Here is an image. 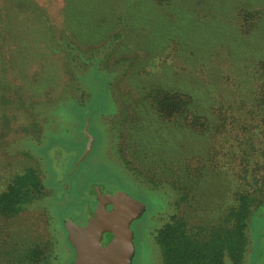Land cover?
<instances>
[{"label": "rangeland", "instance_id": "374dc122", "mask_svg": "<svg viewBox=\"0 0 264 264\" xmlns=\"http://www.w3.org/2000/svg\"><path fill=\"white\" fill-rule=\"evenodd\" d=\"M73 3L0 0V192L13 175L29 168L40 173L44 186V197L8 220L10 236L0 233V239L19 242L30 235L41 249L49 246L43 264H71L74 253L64 222L80 224L101 200L119 204L125 213L131 231L128 264H162L154 235L173 215L185 216L193 225L222 213L229 184L233 188L234 175L243 166L237 131L231 128L240 121L227 113L206 114L210 133L205 138L193 132L198 127L191 130V113L185 119H153L142 108L135 110V102L146 101L139 90L146 84L157 82L191 96V56L179 46L184 42L191 50L194 38L189 40L186 32L193 30L168 20L145 24L141 36L139 18L124 29L116 22L124 0ZM107 39L114 40L100 49L102 60L79 67L81 85L70 91L72 77L56 41L87 51ZM90 114L94 143L74 170ZM113 119L118 127L112 128ZM251 165L255 178L260 177L262 164ZM246 235L244 264H264V206L252 215Z\"/></svg>", "mask_w": 264, "mask_h": 264}, {"label": "trees", "instance_id": "16d2710c", "mask_svg": "<svg viewBox=\"0 0 264 264\" xmlns=\"http://www.w3.org/2000/svg\"><path fill=\"white\" fill-rule=\"evenodd\" d=\"M106 1L80 0L86 5ZM124 2L123 7L122 4L118 6L115 16L120 28H128L139 18L142 36L145 24L164 25V22L171 20L192 29L193 32L189 30L186 35L189 40L194 38L191 50L184 42L179 46L181 53L191 56L194 74L191 78V96L180 89L168 88L155 82L153 86L146 84L140 87V96L145 97L146 101L135 102L133 108H142L147 114L151 113L153 119L160 115L185 119L191 113V130L198 127L200 130L193 132L200 136L204 134L205 138V133H210L208 123L205 122L208 120L206 114L227 113V118L240 121L238 124L235 122L231 128L237 131V138L241 139H237V142L242 149L243 166L234 175L236 181L233 188H230L232 181L229 184L230 197L225 206L219 208L222 213L206 223L198 219V223L193 225L185 216L173 215L154 235L162 264H225L226 260L230 264H244L248 223L254 212L264 206V0ZM74 11L75 16L80 17ZM177 12L183 15L173 18ZM46 26L49 29L48 24ZM159 31L163 33V29ZM175 35L169 32L170 37ZM115 39L118 41V38ZM111 40L114 39L104 40L87 51L81 50L73 42L56 41L57 47L65 52L64 67L72 77L70 91L78 90L81 85L79 67L88 65L92 59L99 60L98 64L102 60L100 49H106ZM168 40L169 45L171 43L174 46L175 42L170 38ZM74 105L79 106L78 102ZM241 120L247 121V124H242ZM111 123L112 128L119 125L115 119ZM252 159L254 163L263 166V172L258 178H255L257 175L251 165ZM125 161L130 163L131 159L125 156ZM43 189L40 173L35 168L12 176L0 192L1 234L10 236L8 220L22 213L28 204L44 197ZM2 241L0 239V243ZM48 251V244L41 249L39 244L32 242L30 235H24L19 242L8 240L0 244V264H43L49 255Z\"/></svg>", "mask_w": 264, "mask_h": 264}, {"label": "water", "instance_id": "95a60500", "mask_svg": "<svg viewBox=\"0 0 264 264\" xmlns=\"http://www.w3.org/2000/svg\"><path fill=\"white\" fill-rule=\"evenodd\" d=\"M91 114L85 118L82 132L86 138L84 150L77 160L74 170L90 153L94 137L89 132ZM70 173V175L74 172ZM92 217L95 212H91ZM64 228L69 244L74 250L71 264H128L130 256L129 237L131 231L122 215L110 216L91 231L84 230L79 224L65 221ZM105 233L112 234L110 240L101 243Z\"/></svg>", "mask_w": 264, "mask_h": 264}, {"label": "flooded vegetation", "instance_id": "af4514ba", "mask_svg": "<svg viewBox=\"0 0 264 264\" xmlns=\"http://www.w3.org/2000/svg\"><path fill=\"white\" fill-rule=\"evenodd\" d=\"M109 203L107 201H105L104 203L99 200L97 201L96 205L94 208H92L89 212H88V216L85 218V220H83L79 225L82 229L84 230H93L95 228V226L100 225L101 222H104L108 219V217L110 216H119V215H123L125 213L120 211V205L119 204H112V205H108ZM114 210H118V213L113 214L112 211ZM95 212V214L93 215L94 217H92L91 212ZM126 222V219H124ZM112 237V234L110 233H105L102 237V241L101 243H106L110 240V238ZM74 253V250H73ZM74 258V256H73Z\"/></svg>", "mask_w": 264, "mask_h": 264}]
</instances>
